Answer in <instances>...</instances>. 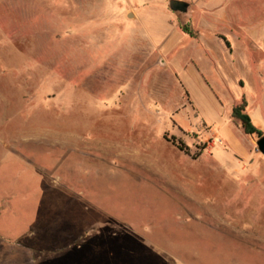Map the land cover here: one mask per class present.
<instances>
[{
	"label": "rangeland",
	"instance_id": "rangeland-1",
	"mask_svg": "<svg viewBox=\"0 0 264 264\" xmlns=\"http://www.w3.org/2000/svg\"><path fill=\"white\" fill-rule=\"evenodd\" d=\"M184 1L0 0V264H264V0Z\"/></svg>",
	"mask_w": 264,
	"mask_h": 264
},
{
	"label": "trees",
	"instance_id": "trees-1",
	"mask_svg": "<svg viewBox=\"0 0 264 264\" xmlns=\"http://www.w3.org/2000/svg\"><path fill=\"white\" fill-rule=\"evenodd\" d=\"M232 117L241 125L246 134H258L260 137L263 136L262 131L254 124L250 114L247 112V104L245 100L234 107ZM169 140L176 144L181 150H184L187 153L189 152V148L181 141L178 142L175 137L170 138Z\"/></svg>",
	"mask_w": 264,
	"mask_h": 264
},
{
	"label": "water",
	"instance_id": "water-1",
	"mask_svg": "<svg viewBox=\"0 0 264 264\" xmlns=\"http://www.w3.org/2000/svg\"><path fill=\"white\" fill-rule=\"evenodd\" d=\"M170 6L174 11L186 13L189 10L190 3L184 0H171ZM257 144L259 150L264 155V135L259 138Z\"/></svg>",
	"mask_w": 264,
	"mask_h": 264
}]
</instances>
